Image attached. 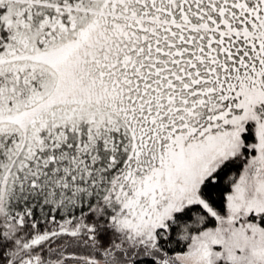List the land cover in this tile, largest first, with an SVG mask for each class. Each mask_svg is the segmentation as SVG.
Instances as JSON below:
<instances>
[{
  "label": "snow or ice",
  "instance_id": "obj_1",
  "mask_svg": "<svg viewBox=\"0 0 264 264\" xmlns=\"http://www.w3.org/2000/svg\"><path fill=\"white\" fill-rule=\"evenodd\" d=\"M0 264H264V0H0Z\"/></svg>",
  "mask_w": 264,
  "mask_h": 264
}]
</instances>
